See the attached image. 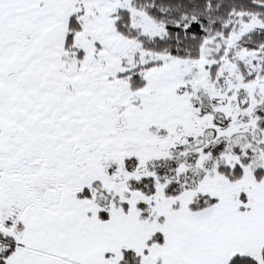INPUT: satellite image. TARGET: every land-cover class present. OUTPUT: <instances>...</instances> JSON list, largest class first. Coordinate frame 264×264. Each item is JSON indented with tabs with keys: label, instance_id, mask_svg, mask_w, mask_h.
<instances>
[{
	"label": "snow or ice",
	"instance_id": "6c2138e0",
	"mask_svg": "<svg viewBox=\"0 0 264 264\" xmlns=\"http://www.w3.org/2000/svg\"><path fill=\"white\" fill-rule=\"evenodd\" d=\"M0 264H264V0H0Z\"/></svg>",
	"mask_w": 264,
	"mask_h": 264
}]
</instances>
